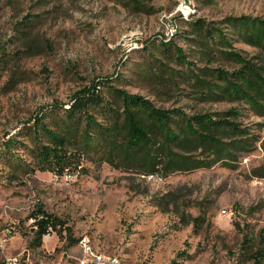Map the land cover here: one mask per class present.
<instances>
[{
  "label": "rangeland",
  "instance_id": "374dc122",
  "mask_svg": "<svg viewBox=\"0 0 264 264\" xmlns=\"http://www.w3.org/2000/svg\"><path fill=\"white\" fill-rule=\"evenodd\" d=\"M243 15L264 19V0H0V147L44 107L117 74L114 83L159 106H237L246 109L245 124L264 123L242 103L202 101L188 83H174L172 68L187 69L161 44L174 38L173 46L191 52L184 35L190 20L218 21L232 36L225 18ZM233 46L255 63L264 57L245 41ZM189 60L205 64L193 54ZM211 64L235 66L222 55ZM255 134V147L235 169L217 164L167 177L86 161L88 173L37 170L11 179L0 162V259L72 264L84 257L87 235L95 252L118 255L120 264H253L249 245L264 227V126ZM39 207L59 223L37 245L30 216ZM7 226L13 233L4 241Z\"/></svg>",
  "mask_w": 264,
  "mask_h": 264
},
{
  "label": "trees",
  "instance_id": "16d2710c",
  "mask_svg": "<svg viewBox=\"0 0 264 264\" xmlns=\"http://www.w3.org/2000/svg\"><path fill=\"white\" fill-rule=\"evenodd\" d=\"M223 23L232 36L218 21L190 20L184 35L191 41V52L173 46L174 38L161 41L166 57L187 69L177 74L172 68L170 78L194 87L202 101L239 102L264 117V57L260 64L255 63L233 46L234 41L242 40L264 53V19L230 16ZM192 54L205 64L189 60ZM219 55L234 62V68L212 65ZM158 63L166 72L165 62ZM120 79L117 74L93 80L68 102H53L38 111L23 130L0 147L1 169L7 167L11 179L37 170L88 173L86 161L163 177L217 164L235 169L239 158L255 147L259 139L256 128L264 126L263 122L245 124L242 117L246 109L237 106L225 110L192 108V112L180 106H159L114 83ZM30 217L34 218L37 245L44 235L58 231L59 220L42 207ZM249 248L253 264L264 263V227Z\"/></svg>",
  "mask_w": 264,
  "mask_h": 264
},
{
  "label": "built area",
  "instance_id": "2783aa9c",
  "mask_svg": "<svg viewBox=\"0 0 264 264\" xmlns=\"http://www.w3.org/2000/svg\"><path fill=\"white\" fill-rule=\"evenodd\" d=\"M171 28V35L167 37H172V30L174 28V25H169ZM78 174H68L65 173L64 177L66 179L74 177ZM32 218V217H31ZM34 220V218H32ZM13 233V227L7 226L4 229V241L8 240V237ZM84 238H89L87 235H84L81 237L82 243H84ZM89 247V254L88 258H78L74 263L72 264H120L118 255H114L112 257H108L106 255H102V260H91V252H95V247L93 246H86ZM18 260H25V258L21 254H8L5 255L2 259H0V264H17Z\"/></svg>",
  "mask_w": 264,
  "mask_h": 264
},
{
  "label": "bare ground",
  "instance_id": "6f19581e",
  "mask_svg": "<svg viewBox=\"0 0 264 264\" xmlns=\"http://www.w3.org/2000/svg\"><path fill=\"white\" fill-rule=\"evenodd\" d=\"M167 33L170 34L169 32H167ZM173 34H174V31H172V35ZM81 246H82V249H83L84 254H85L84 257H82V258H88L89 247H86V246H91L88 238H84V243H82V241H81ZM103 254H98L97 252H91V260H102ZM17 264H23L22 260H18Z\"/></svg>",
  "mask_w": 264,
  "mask_h": 264
}]
</instances>
